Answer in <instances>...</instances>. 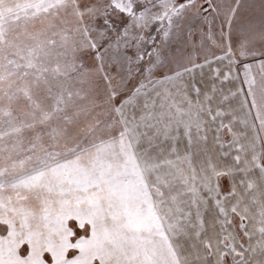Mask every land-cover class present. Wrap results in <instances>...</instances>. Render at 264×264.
Wrapping results in <instances>:
<instances>
[{
  "label": "snow or ice",
  "instance_id": "snow-or-ice-1",
  "mask_svg": "<svg viewBox=\"0 0 264 264\" xmlns=\"http://www.w3.org/2000/svg\"><path fill=\"white\" fill-rule=\"evenodd\" d=\"M0 264H264V0H0Z\"/></svg>",
  "mask_w": 264,
  "mask_h": 264
}]
</instances>
